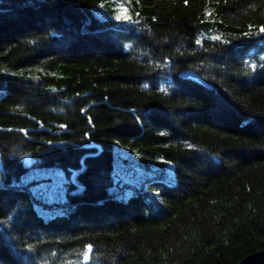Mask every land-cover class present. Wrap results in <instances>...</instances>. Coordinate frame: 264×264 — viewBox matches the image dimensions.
<instances>
[{
    "label": "trees",
    "instance_id": "16d2710c",
    "mask_svg": "<svg viewBox=\"0 0 264 264\" xmlns=\"http://www.w3.org/2000/svg\"><path fill=\"white\" fill-rule=\"evenodd\" d=\"M101 1L0 0V264L264 249V0H136L130 21L101 18ZM116 142L172 159L175 179L127 193ZM27 154L63 169L66 199L32 196L45 178L20 182ZM39 202L67 210L46 219Z\"/></svg>",
    "mask_w": 264,
    "mask_h": 264
},
{
    "label": "rangeland",
    "instance_id": "374dc122",
    "mask_svg": "<svg viewBox=\"0 0 264 264\" xmlns=\"http://www.w3.org/2000/svg\"><path fill=\"white\" fill-rule=\"evenodd\" d=\"M135 1L103 0L96 4L93 10L101 18L130 21L136 17L133 10ZM117 16H128L131 19L121 18L118 20ZM248 29H253V27ZM214 36L222 37L219 33L214 34ZM148 149H150L148 145H124L117 142L114 146V168L117 175L124 182L129 183L127 193L133 192V190L139 191L138 186L144 179L159 177L167 181H173L176 177L175 162L164 156L151 157L142 153V150ZM38 178L45 179L32 183L30 192L33 197L46 202L67 198V177L61 167L34 164L20 176V182ZM36 209L47 219L56 213L59 214L63 210H67V205L44 207L39 202L36 204Z\"/></svg>",
    "mask_w": 264,
    "mask_h": 264
},
{
    "label": "water",
    "instance_id": "95a60500",
    "mask_svg": "<svg viewBox=\"0 0 264 264\" xmlns=\"http://www.w3.org/2000/svg\"><path fill=\"white\" fill-rule=\"evenodd\" d=\"M180 75L184 78L195 80L201 84L209 85V83L193 68L184 69ZM22 160L26 167H30L34 161L31 154L24 155ZM237 264H264V249L256 250L246 255Z\"/></svg>",
    "mask_w": 264,
    "mask_h": 264
},
{
    "label": "snow or ice",
    "instance_id": "6c2138e0",
    "mask_svg": "<svg viewBox=\"0 0 264 264\" xmlns=\"http://www.w3.org/2000/svg\"><path fill=\"white\" fill-rule=\"evenodd\" d=\"M186 2H187V0H186ZM121 18H123V19H131V18L128 17V16H124V17L117 16V19H118V20L121 19ZM259 31H260V33H264V26H262V27L260 28ZM88 251H91V246H89ZM85 259H88V253H87V252L85 253Z\"/></svg>",
    "mask_w": 264,
    "mask_h": 264
}]
</instances>
